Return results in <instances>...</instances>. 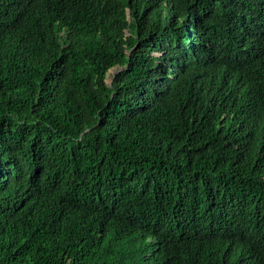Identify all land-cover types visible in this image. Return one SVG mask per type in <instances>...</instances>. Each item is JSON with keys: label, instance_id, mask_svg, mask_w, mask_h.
I'll list each match as a JSON object with an SVG mask.
<instances>
[{"label": "trees", "instance_id": "obj_1", "mask_svg": "<svg viewBox=\"0 0 264 264\" xmlns=\"http://www.w3.org/2000/svg\"><path fill=\"white\" fill-rule=\"evenodd\" d=\"M0 264H264V0H0Z\"/></svg>", "mask_w": 264, "mask_h": 264}, {"label": "rangeland", "instance_id": "obj_2", "mask_svg": "<svg viewBox=\"0 0 264 264\" xmlns=\"http://www.w3.org/2000/svg\"><path fill=\"white\" fill-rule=\"evenodd\" d=\"M114 70H115V69H112L111 71H114ZM115 73H116V71L113 72V74H115ZM109 80H111V78H109Z\"/></svg>", "mask_w": 264, "mask_h": 264}]
</instances>
